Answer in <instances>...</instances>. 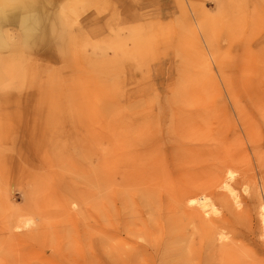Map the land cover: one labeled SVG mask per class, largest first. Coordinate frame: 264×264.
Instances as JSON below:
<instances>
[{
  "label": "rangeland",
  "instance_id": "374dc122",
  "mask_svg": "<svg viewBox=\"0 0 264 264\" xmlns=\"http://www.w3.org/2000/svg\"><path fill=\"white\" fill-rule=\"evenodd\" d=\"M43 4L57 23L51 41L14 55L8 67L23 88L0 87V117L11 112L10 125L0 118V264H264V0ZM4 29L19 41L18 25ZM8 54L0 50V67ZM50 134L58 149L40 145ZM135 136L149 139L136 159L158 172L141 185L151 202L134 178L115 189L121 173L111 186L101 165L115 141ZM160 154L196 162L206 183L230 170L243 179L234 186L243 241L231 252L209 257L173 222L174 180L156 166Z\"/></svg>",
  "mask_w": 264,
  "mask_h": 264
},
{
  "label": "bare ground",
  "instance_id": "6f19581e",
  "mask_svg": "<svg viewBox=\"0 0 264 264\" xmlns=\"http://www.w3.org/2000/svg\"><path fill=\"white\" fill-rule=\"evenodd\" d=\"M52 0H0V50L6 49L9 52L7 57L1 58L2 62H6V65L0 67V87L2 88H23V77L19 71H16L14 67H8L13 62V57L24 50H30L40 44H46L51 41V37L56 30V21L53 16L49 17L46 14V10L43 9L45 2ZM7 25H18L20 29L19 41L12 42L13 36L11 30H6L4 27ZM40 42L38 44L37 40ZM53 96H58V89L52 87ZM43 94V93H42ZM6 102L11 103L13 95L11 91H7ZM55 105L62 106L61 103L56 102ZM32 108L37 109V103H32ZM30 106V107H31ZM7 117H11V112L7 113ZM2 112L1 119L3 122L8 123L7 118ZM54 127V125H53ZM47 129L41 130V135H46ZM40 135V139L41 138ZM45 137V136H44ZM53 135L46 136V140H40V145L45 149H58L60 146L56 139H52ZM124 137V136H123ZM146 138L145 136H135L133 139L126 140L120 139L115 141L112 145L110 157L101 160L102 169L109 174L110 184L114 185V175L116 172L121 173V183H118L115 178V189L118 186L126 188L128 185L125 182L134 181L136 189L143 191L144 198L150 199L151 196L145 195L146 192L151 191V187L141 186L147 185L152 181V178L158 173L153 169L150 160L148 158L136 159L138 157L137 152L141 151L138 145L142 144ZM149 140V139H148ZM36 145V142L34 143ZM57 151L55 152V154ZM162 153V151L160 152ZM176 155V152H174ZM44 155V154H43ZM45 156V155H44ZM154 157V155H152ZM156 166L160 167L159 170L167 179L173 178L171 181L172 187L175 192L170 195L178 205V214L172 217L173 222L178 224H184L188 226V234L198 236L197 238L205 242L210 248L208 256H220L226 252H231L238 242H242V236H240V225L245 221L242 211L238 210L236 206L239 205L238 194L234 189V186L243 182V179H234L235 174L233 171H228L227 176L225 174H217L210 182H203L199 178L201 173H204V169L197 166L196 162L190 160H180V156H175L172 163L167 161L165 157L160 154V159L157 155ZM154 157V158H155ZM127 161L123 167V162ZM125 179V182H124ZM234 179V182H230ZM230 180V181H229ZM234 183V184H233ZM132 184V183H131ZM217 187L226 189L227 192L217 191ZM116 198V197H113ZM163 200V199H162ZM244 204H247L246 198L242 199ZM218 208H221L222 214L220 216H213L212 214L218 213ZM261 224L264 227V204L261 203L258 210ZM190 236V237H191ZM230 239V240H229ZM159 255L163 250L167 249L166 245L151 244L150 250H154ZM148 248H142L135 252L134 257L131 259L137 261ZM152 255V251L150 252ZM110 255V253H109ZM117 256V255H116ZM171 261H192V258L187 255H179L174 257L169 255ZM166 259V261H169ZM208 260V257H205ZM203 259L200 261L202 262Z\"/></svg>",
  "mask_w": 264,
  "mask_h": 264
}]
</instances>
